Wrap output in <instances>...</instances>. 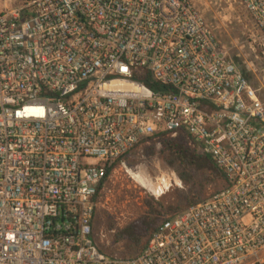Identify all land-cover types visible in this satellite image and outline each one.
I'll use <instances>...</instances> for the list:
<instances>
[{"label": "built area", "instance_id": "1", "mask_svg": "<svg viewBox=\"0 0 264 264\" xmlns=\"http://www.w3.org/2000/svg\"><path fill=\"white\" fill-rule=\"evenodd\" d=\"M181 133L224 188L104 254L107 169ZM0 264H264V102L191 0H0Z\"/></svg>", "mask_w": 264, "mask_h": 264}, {"label": "rangeland", "instance_id": "2", "mask_svg": "<svg viewBox=\"0 0 264 264\" xmlns=\"http://www.w3.org/2000/svg\"><path fill=\"white\" fill-rule=\"evenodd\" d=\"M191 1L213 27L231 61L264 102V55L259 47L251 45L254 26L239 1ZM157 142L155 139L143 142L131 150L122 160L124 166L120 162L115 165L99 193L92 232L98 248L108 256L125 258L137 255L167 215L177 214L193 200L202 202L225 186L222 178L204 168L170 167ZM194 148L199 152L195 145ZM130 173L154 182L166 181L170 187L162 195L155 196L132 179ZM179 176L183 179L180 180ZM140 221L154 222L148 233L143 235L140 247L128 240H117L123 230Z\"/></svg>", "mask_w": 264, "mask_h": 264}, {"label": "trees", "instance_id": "3", "mask_svg": "<svg viewBox=\"0 0 264 264\" xmlns=\"http://www.w3.org/2000/svg\"><path fill=\"white\" fill-rule=\"evenodd\" d=\"M137 79L141 80L140 78ZM144 83L152 87V85L149 84V80H144ZM155 139L158 140L157 143L161 147V152L164 156V160L170 167L179 166L186 169L197 166L199 168H204L210 173H212L214 176L220 177L223 180H225L224 174L221 172V170H219V168L215 165V163L211 160V158L204 154H201L200 152H197L196 149L191 146L190 144L191 140L185 133H181L175 138H171L166 134H161L155 137ZM119 161L120 160L115 161L107 169L106 176L102 181L101 185L99 186L98 191L108 181L109 176L111 175L115 165ZM179 179L182 180L183 179L182 176H179ZM198 203L200 202L193 200L190 202L188 206L196 205ZM150 207L153 208V206ZM184 209L180 210L178 213H180ZM172 216L168 217L167 215L166 216L167 218L165 219L171 218ZM153 224L154 222H150V224H148L146 221H142V222L140 221L137 224L131 225L125 230H123L119 234V236H117V240L118 241L128 240L136 247H140L141 242L143 240V235H146L148 233L149 229H151L150 228L151 225Z\"/></svg>", "mask_w": 264, "mask_h": 264}, {"label": "bare ground", "instance_id": "4", "mask_svg": "<svg viewBox=\"0 0 264 264\" xmlns=\"http://www.w3.org/2000/svg\"><path fill=\"white\" fill-rule=\"evenodd\" d=\"M133 178L142 188L146 189L147 191H149L155 196L162 195L164 191L168 190L170 187L168 182L162 181V180L154 182V181L146 179L145 177L141 175L133 176ZM177 185H178V182H177Z\"/></svg>", "mask_w": 264, "mask_h": 264}]
</instances>
